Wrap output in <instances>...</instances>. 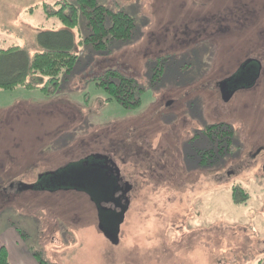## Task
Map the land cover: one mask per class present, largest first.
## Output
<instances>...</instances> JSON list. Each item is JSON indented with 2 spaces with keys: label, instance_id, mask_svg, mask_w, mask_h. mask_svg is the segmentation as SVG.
Returning <instances> with one entry per match:
<instances>
[{
  "label": "rangeland",
  "instance_id": "1",
  "mask_svg": "<svg viewBox=\"0 0 264 264\" xmlns=\"http://www.w3.org/2000/svg\"><path fill=\"white\" fill-rule=\"evenodd\" d=\"M66 1L0 0V49L33 54L39 32L64 28L45 9ZM98 1L135 18L130 40L102 53L78 45L54 93L0 92V245L15 264L30 252L47 264H264V0ZM74 33L88 35L82 18ZM248 59L261 78L225 104L216 83ZM107 70L136 79L138 107L108 101L94 80ZM220 123L233 147L202 163L198 150L215 147L203 132ZM89 156L118 164L129 208L99 217L91 198L109 199L105 180L99 191L65 179ZM53 171L64 179L52 192L18 191Z\"/></svg>",
  "mask_w": 264,
  "mask_h": 264
},
{
  "label": "trees",
  "instance_id": "2",
  "mask_svg": "<svg viewBox=\"0 0 264 264\" xmlns=\"http://www.w3.org/2000/svg\"><path fill=\"white\" fill-rule=\"evenodd\" d=\"M57 6V10L50 12L46 8V17H56L64 28L39 32L36 36L39 48L33 54L17 46L0 49V92L24 89L39 90L45 94L54 93L78 63V45H85L102 53L108 51L114 43L128 41L134 36L135 18L101 5L98 0L66 1L58 3ZM81 18L88 29V35L76 42L74 30L78 28ZM168 60L164 59L163 62L167 63ZM94 80L107 93L109 102L115 101L126 109L140 105L138 95L143 89L139 87L136 79L119 70H107ZM159 81L160 78H153L152 86ZM234 132L226 123L207 127L203 134L217 147L218 153H213L211 157L208 150L201 158L202 163L220 160L228 154L233 147ZM17 187L19 191L23 184L19 183ZM12 188H15L14 184ZM34 257L39 264H47L38 254H34ZM0 264H11L7 248L1 245Z\"/></svg>",
  "mask_w": 264,
  "mask_h": 264
},
{
  "label": "flooded vegetation",
  "instance_id": "3",
  "mask_svg": "<svg viewBox=\"0 0 264 264\" xmlns=\"http://www.w3.org/2000/svg\"><path fill=\"white\" fill-rule=\"evenodd\" d=\"M262 69H263V64L257 59H248L244 63H242L241 66L238 68V70L232 76L221 81V82H224L228 80L226 90H227V93L232 94V97L228 102H224L223 100L222 101L225 104H228L235 98V96L239 92L254 88L255 83H257L259 79L261 78ZM221 82L216 83L220 91V94H221V87H220ZM221 99H222V95H221ZM208 150H210L211 152V157L213 156V153H216V154L218 153L217 147H213L210 149H207V148L200 149L198 150V154L200 158H202V156H204L205 153L208 152ZM258 150L259 151L255 155L256 158L264 151V147H260ZM215 162L216 160L210 161L211 164ZM83 167L85 170L84 174L73 171L70 177L69 175H67V173H64V176H66L65 179H69V178L70 179H82L83 178L86 181L90 182L91 185H93V189H96L99 191L104 190V186L99 185V182H102L103 179L105 180V183L108 184V188L111 191L109 199L107 201L96 203L95 198L94 197L91 198V202L96 208L97 216L102 217L103 214L121 213L122 207L123 208L130 207L131 202L129 199V195L132 192L133 187H132V190L126 195L125 191H126L127 186L125 184L127 181L124 179L122 173H121L120 179L117 178L116 169L117 167L119 168V166L116 162H114L112 158L105 157V156H92V157L89 156V157L84 158ZM63 172L60 173V172L53 171V172L48 173L47 176L40 178L35 188H38L43 191L47 190L49 192H52L54 188V184L58 182L59 180L64 179V176H62ZM73 189L76 191L81 190L77 187ZM107 204L109 205V207L105 206ZM108 221L111 223L114 222L112 217L108 218ZM101 222L102 220L100 219V223ZM104 231L107 232L108 239L111 240L112 239L111 235H112L114 239L118 241L119 237L118 238L116 237L117 233H111L109 230L105 228H104ZM101 232L104 234L102 230Z\"/></svg>",
  "mask_w": 264,
  "mask_h": 264
},
{
  "label": "water",
  "instance_id": "4",
  "mask_svg": "<svg viewBox=\"0 0 264 264\" xmlns=\"http://www.w3.org/2000/svg\"><path fill=\"white\" fill-rule=\"evenodd\" d=\"M227 84H228V80L227 81H224V82H221L220 83V87H221V95H222V100L224 101V102H228L230 99H231V97H232V94H229V93H227V90H226V86H227ZM48 175V174H47ZM47 175H45V176H47ZM45 176H43V177H45ZM116 176H117V178L118 179H120V177H121V171H120V169L117 167V169H116ZM126 186H127V188H126V191H125V194L127 195L131 190H132V186L128 183V182H126V184H125ZM35 187L36 186H28V185H23V187H21V188H19V191H27V190H34L35 189ZM40 190V189H39ZM101 230L104 232V235L108 238V236H107V232L106 231H104V227L101 225ZM119 234V233H118ZM117 234V235H118ZM117 237V236H116ZM111 240H115L116 242H118L116 239H114V237L111 235ZM118 238V237H117ZM114 241V242H115Z\"/></svg>",
  "mask_w": 264,
  "mask_h": 264
},
{
  "label": "crops",
  "instance_id": "5",
  "mask_svg": "<svg viewBox=\"0 0 264 264\" xmlns=\"http://www.w3.org/2000/svg\"><path fill=\"white\" fill-rule=\"evenodd\" d=\"M22 257H24L28 261V264H39L38 261L36 260L34 255H32L31 252L29 253V255H27V253H24L22 255ZM9 259H10L11 264H15L13 259L10 257V254H9Z\"/></svg>",
  "mask_w": 264,
  "mask_h": 264
}]
</instances>
